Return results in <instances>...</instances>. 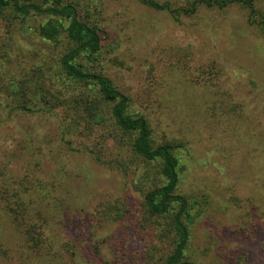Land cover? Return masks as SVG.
Returning <instances> with one entry per match:
<instances>
[{"label": "rangeland", "instance_id": "374dc122", "mask_svg": "<svg viewBox=\"0 0 264 264\" xmlns=\"http://www.w3.org/2000/svg\"><path fill=\"white\" fill-rule=\"evenodd\" d=\"M75 1L105 30V74L150 120L157 141L183 152L182 191L208 202L187 259L264 264V0H253L256 19L240 2L155 0L180 10L173 15L138 0ZM0 48H7L0 74L11 76L38 61L43 47L1 19ZM126 156L100 130L65 135L61 116L9 114L0 101V169L47 185L62 217L52 227L65 264H163L171 252L143 208L138 162L120 166ZM0 226L8 234L0 264H24L18 231L3 212Z\"/></svg>", "mask_w": 264, "mask_h": 264}, {"label": "trees", "instance_id": "16d2710c", "mask_svg": "<svg viewBox=\"0 0 264 264\" xmlns=\"http://www.w3.org/2000/svg\"><path fill=\"white\" fill-rule=\"evenodd\" d=\"M138 1L173 15L180 13L168 3ZM234 2L247 5L251 18H257L253 0L206 3L223 8ZM1 19L12 34L19 32L28 41L37 38L43 47L35 51L39 60L28 70L16 69L6 76L11 73L8 69L0 74L2 109L9 114L44 111L61 116L65 135L87 136L100 130L104 137L119 142L128 155L121 158L120 166L129 169L133 161L138 162L139 182L147 185L143 208L154 229L172 246L163 264H197L187 259L186 251L193 225L208 202L182 191L187 166L180 147L158 142L150 120L134 111L131 98L105 74L101 64L105 30L87 20L75 0H0ZM5 54L7 48H0V59ZM44 68L53 73L52 78L41 74ZM95 155L101 161V155ZM46 186L28 173L16 177L0 169V212L11 218L18 231L24 264H65V248L52 227L62 217ZM7 236L6 228L0 226V247Z\"/></svg>", "mask_w": 264, "mask_h": 264}]
</instances>
